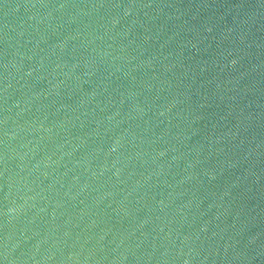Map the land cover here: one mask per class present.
Returning <instances> with one entry per match:
<instances>
[{
  "label": "water",
  "instance_id": "water-1",
  "mask_svg": "<svg viewBox=\"0 0 264 264\" xmlns=\"http://www.w3.org/2000/svg\"><path fill=\"white\" fill-rule=\"evenodd\" d=\"M0 264H264V0H0Z\"/></svg>",
  "mask_w": 264,
  "mask_h": 264
}]
</instances>
